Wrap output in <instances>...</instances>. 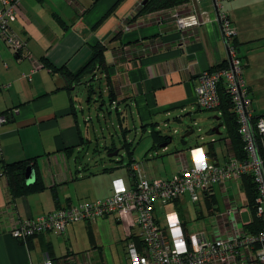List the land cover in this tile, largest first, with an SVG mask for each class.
<instances>
[{"label":"crops","instance_id":"0c3cea01","mask_svg":"<svg viewBox=\"0 0 264 264\" xmlns=\"http://www.w3.org/2000/svg\"><path fill=\"white\" fill-rule=\"evenodd\" d=\"M147 1L21 0L12 31L26 43L22 55L17 56L0 38V114L13 108L18 110L10 122L0 126V172L8 164L35 159L37 176L33 185L38 191L13 196L9 179L0 176V264H44L49 260L53 264L129 262L127 247L133 240L130 237L136 233L131 231V223L121 222L115 215L110 216L124 223L126 230L120 241L110 237L103 238L99 244L90 232L85 241H78L75 238L80 237V231L75 228L81 223L68 226L63 234L43 233L28 245L17 241L10 233L19 220L36 219L71 204L97 201H85L91 196L82 189L81 182L91 179L93 174L82 175V169L91 172V167L96 165L111 173L119 169L117 172L124 174L125 170H120L124 167L131 186V167L138 164L140 158L128 144L132 131L129 121H133L135 132L138 125L142 126V132H147V127L151 126L153 149L158 158L169 152V149H161L172 141L169 131L165 130L170 127L166 122L176 121L181 125L185 119L189 125L204 124L214 128L222 125L227 129L220 157L215 148L218 140L206 135L193 139L187 149L177 150L173 157L161 159V162L177 160L176 172L171 176L166 170L161 171V162L138 164L141 176L149 181L166 180L178 174L189 165L188 152L194 145L202 146L209 160L216 163L224 162L231 152L228 121L231 113L226 103L210 112L201 110L195 99L198 74L222 65L228 58L215 3L189 0L168 10L139 15ZM3 5L4 0H0V7ZM222 11L237 33L230 42L235 44L242 61L254 115L262 116L264 0L229 1L222 5ZM175 13L193 14L201 23L185 33L180 32L173 19ZM99 45L106 49L105 67L93 72L83 71L77 82L67 81L64 73H78ZM35 68L38 69L32 74ZM95 115L96 120L109 116L113 127L116 118L122 137L111 134L104 144L97 142L94 147L96 134L93 135L89 125ZM197 117L202 120H195ZM193 132L188 127L184 137ZM121 138L123 141L118 143ZM123 143L124 162L114 159ZM105 155L111 160L102 159ZM116 174L110 176L108 198L113 193ZM232 185L228 183L224 187L226 194L230 195L234 187L236 194L242 197L238 200L235 193L227 194L228 199L233 206L244 205L243 182H232ZM223 192L221 186L213 188L210 204L217 207L208 205L210 210L220 211L219 197L228 208L230 203ZM110 216L97 222L107 226Z\"/></svg>","mask_w":264,"mask_h":264},{"label":"built area","instance_id":"2783aa9c","mask_svg":"<svg viewBox=\"0 0 264 264\" xmlns=\"http://www.w3.org/2000/svg\"><path fill=\"white\" fill-rule=\"evenodd\" d=\"M197 2L205 0H195ZM218 11L223 39L229 44L236 36L228 15L222 5L233 0H212ZM21 0H4L0 7V38L18 55L26 48L25 43L12 31L16 10ZM173 19L180 32L198 26L201 22L193 14L175 13ZM229 67L215 73L199 76L200 86L196 101L200 108L214 112L222 107V95L218 86L226 79L227 95L231 104L230 113L237 124V133L243 148L238 154L233 148L224 162H212L202 146L189 149V165L184 166L174 177L149 181L141 176L139 165L131 167V186L120 178L113 181V193L109 198L88 203L71 204L38 217L19 220L11 230L17 241L26 245L31 237L43 233L63 234L68 226L76 223L98 221L115 215L121 222L131 223L137 233L132 235L127 247V264H264V115L256 117L253 99L244 79L243 65L234 48H228ZM38 68L32 70V74ZM18 112L11 110L0 115V126L7 124ZM250 177L257 188L255 216L248 206L235 205L228 199L224 187ZM215 186L224 189L230 203L225 212L217 214V223L210 239L205 233L191 236L178 210L165 212L167 205L178 207L185 195L192 203L203 198L211 200ZM250 215L249 220H245ZM261 226L252 232L254 220ZM131 229V230H132ZM44 264H53L46 261Z\"/></svg>","mask_w":264,"mask_h":264},{"label":"rangeland","instance_id":"374dc122","mask_svg":"<svg viewBox=\"0 0 264 264\" xmlns=\"http://www.w3.org/2000/svg\"><path fill=\"white\" fill-rule=\"evenodd\" d=\"M102 82H103V85H106L104 81ZM97 86L100 87V83H97ZM84 105H85V108H87V104L84 103ZM113 116H115V114H113ZM199 118L200 117H197L195 118V120H199V121L202 120ZM111 120H109V116L102 117L100 118V120H96V115H95V118L93 119L92 124L89 125L92 128L93 135L96 134V137L93 136L94 137V141H93L94 147L97 142L99 144L103 142L104 144L106 137L109 138L111 134L116 137L117 136L116 133H117L120 137H122L123 131L121 130V128H118L116 118L114 121L115 127L111 125V122H110ZM172 122L174 124L170 122H166V123L164 122L165 124H168V126H170L168 129L165 128V130L169 131L170 134L168 135V137L171 138L172 141L166 148L161 149L162 151L165 149H169V152L162 154L160 158H158V156L155 154V151L153 149V140H152V134H151L153 129L151 128V126L147 127V132H142V128H141L142 126L138 125L137 126L138 132H135L134 127H132L133 121L128 122L132 130L128 135V142H129L128 144L130 145V148L132 147L136 157L140 158L138 161V164L140 166L142 163L144 164L150 163V165H153L152 163H154L155 161L159 163L162 161L161 159L173 157L177 150L187 149L188 147L187 144L191 143L193 139L196 140L206 135H209L210 137H214L218 140L216 141L215 148L219 154V157L222 155V150L224 148L223 139L227 136V129L224 126L220 128L221 135L214 136L212 134V129L214 127H210L204 124H200L199 126L189 125L188 123H186L185 119L183 120L184 125L183 124L180 125L176 121H172ZM215 122H219V121H215ZM122 124L124 125L123 128H125L126 127L125 122H123ZM92 126H95L94 127L95 129ZM188 127H191L194 130V132L191 136L184 137V135L187 132ZM157 131H160L159 128L157 129ZM175 131L177 133H175ZM122 141L123 140L121 138V140H118V143H121ZM124 144L125 143H123V145L121 144L119 145L121 146L120 149L122 150L119 152L118 156L114 157V159L119 158V161H122V162H124L122 158L126 156V154H123ZM126 150L127 149H124V151ZM150 157H152V160H149L151 159ZM102 159L111 160L108 157V155H105ZM160 164H161L162 172L163 170H166L170 174V176L171 174L176 172L177 160H174V158L171 162H167L164 160ZM156 165H157L156 168L159 170V167H158L159 164H156ZM91 168H93L92 169L93 171L91 172H84V169H82V175L86 174L85 176H88V175L90 176V173L93 174L92 178L91 179L89 178L90 180L86 179V180H83V182H81L82 189L85 190L88 194L90 193V196H91V197L86 198L85 201L96 200V199L100 200L101 198H106L110 194V190H109L110 180H111L110 176L114 173H117L116 175H114V179H120L123 177L126 184L127 185L129 184V176L127 174V170L124 167L120 168V170H123V171L125 170L123 172L124 174H122L121 172H117L119 169L113 171L114 173H111L110 170H106L105 167L103 166L98 167L96 165H93ZM83 177L84 176H81V178ZM229 184L232 185V183H229ZM233 190L234 191L230 192V195L236 194V188L233 187ZM230 195L228 194V196ZM241 197H242V194L240 195L236 194V198H238V200ZM218 200H219L218 208L220 212L226 211V206H224L221 203V197H219ZM239 205L241 206L242 204H239ZM210 207L216 208L217 206L216 205L214 206V204H210ZM173 210H178V212H180V215H182L183 222L186 224L189 235L195 236L200 233H205L207 238L210 239L211 237L210 234L214 232L213 226H216V223H217L216 213L219 211H217L215 214L211 213L208 207V204L203 198L198 203H192L190 200V197L188 195H185L183 199H181L180 203L178 204V207H174L173 205L169 204L164 209L165 212H170ZM250 217H251L250 215H246V218H245L246 221L249 220ZM108 222L109 224L107 226L97 221H92L90 223L81 222V224L77 225L75 228V229H78L77 231H80V237H76L75 239H77L78 241H85L86 237L88 236V233L90 232L96 237L99 244L103 242V238L109 239L110 237H113L115 241H120L122 237H124V235L126 234L124 223H119L116 217L114 216H110L108 219ZM131 231L133 233H137V229H132ZM79 245L81 244L79 243Z\"/></svg>","mask_w":264,"mask_h":264},{"label":"trees","instance_id":"16d2710c","mask_svg":"<svg viewBox=\"0 0 264 264\" xmlns=\"http://www.w3.org/2000/svg\"><path fill=\"white\" fill-rule=\"evenodd\" d=\"M189 2V0H148L146 5L142 8V11L140 12L139 15L142 14H149V13H154V12H160V11H164V10H168L171 8H174L180 4H185ZM23 43H25L23 41ZM26 45V43H25ZM8 47V46H7ZM234 48L236 51V55L237 58L241 61V59L238 56L237 53V48L235 46V44L229 42V44H227V49L228 48ZM25 50V48H24ZM21 51L17 56H21L22 53L24 52ZM106 49L104 46L99 45L96 46L93 49V56L92 58L89 60V62L78 72V73H70V72H65L64 73V77L67 81H74L77 82V80L80 78L81 74L83 71H95L97 70V68H101V67H105L106 62L104 59V53H105ZM242 63V61H241ZM229 67V54H228V58L227 61L225 63H223L222 65H219L213 69H209V70H204L201 73L198 74L197 76V80H198V86L195 89V99H196V92L198 87L200 86V82H199V76L205 72H209L211 73H215V72H219L222 70H226ZM103 74V72H102ZM226 79H222L221 83L218 86V90L219 93L222 95V102L223 104L226 103V107L227 108H231V104L227 95V87H226ZM197 106L199 107L197 101H196ZM222 104V106H223ZM200 108V107H199ZM16 108H13L11 110H14ZM201 110H204L202 108H200ZM11 110H8L7 112L0 114V115H5L8 112H10ZM205 111V110H204ZM12 119V116H11ZM11 121V120H10ZM9 121V122H10ZM228 121L230 122V132H231V145L233 146L234 150L240 154L241 149L243 148V143L240 139V137L238 136L237 133V124L236 121L234 120L232 114L231 116H228ZM209 158V156H208ZM35 159H29V160H24V161H18V162H14L11 164H8L7 166L4 167L3 172H0V176H6L9 179V186H10V191L11 194L14 196L15 194H19V195H25L27 193H31L34 191H38V189H36V186H30L27 187L26 182H25V172L29 167H34L33 165V161ZM36 171V169H35ZM37 175V173H36ZM243 182V189L245 192V196L248 202V206L251 208V212L252 214L255 216V201L257 198V188L256 185L254 184V182L252 181V179L250 177H245L242 179ZM207 204L210 205V201H207ZM252 228L250 229L252 232L257 231V229L261 226L260 222L258 223V220H254L253 222ZM39 235L42 234H38L35 235L33 237H31L29 240H27V244L34 239L35 237H38ZM20 242V241H19Z\"/></svg>","mask_w":264,"mask_h":264},{"label":"water","instance_id":"95a60500","mask_svg":"<svg viewBox=\"0 0 264 264\" xmlns=\"http://www.w3.org/2000/svg\"><path fill=\"white\" fill-rule=\"evenodd\" d=\"M222 127V125H218L217 127L212 129V132H214V134L216 135H220V128ZM191 128V127H189ZM192 129V128H191ZM117 154V153H116ZM36 171L33 167H29L26 172H25V182L27 187L32 186L33 184H35L36 182Z\"/></svg>","mask_w":264,"mask_h":264}]
</instances>
